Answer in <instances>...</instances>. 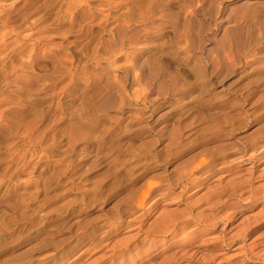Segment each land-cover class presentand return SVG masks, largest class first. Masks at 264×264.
Wrapping results in <instances>:
<instances>
[{"label": "clouds", "instance_id": "obj_1", "mask_svg": "<svg viewBox=\"0 0 264 264\" xmlns=\"http://www.w3.org/2000/svg\"><path fill=\"white\" fill-rule=\"evenodd\" d=\"M256 96L264 100V0H0V264H77L101 233L120 236L129 215L147 225L160 205L141 204L146 178L157 182L154 198L187 197L192 170L177 174L187 157L165 155L177 109L188 120L185 140L222 133L198 143L211 163L197 176L221 164L212 146L227 139L232 163L248 171L220 185L218 203L247 204L264 189V169L252 175L264 165ZM86 164L107 174L103 192L88 184L62 204L68 185L58 175L71 167L83 177ZM93 192L103 209L90 210L101 202ZM98 214L104 218L82 234L80 221ZM205 216L195 235L181 236L180 223L194 216L166 230L129 228L123 250L106 255L113 264H164L179 247L187 249L181 264H198L200 235L221 223L229 229L215 212ZM223 229V251L235 245L244 260L264 264V236L249 245Z\"/></svg>", "mask_w": 264, "mask_h": 264}, {"label": "rangeland", "instance_id": "obj_2", "mask_svg": "<svg viewBox=\"0 0 264 264\" xmlns=\"http://www.w3.org/2000/svg\"><path fill=\"white\" fill-rule=\"evenodd\" d=\"M225 87H227V85ZM246 87L248 88V92L252 93L256 85L249 84L246 85ZM252 99L253 97L250 95V101ZM255 100L259 101L256 103V107L264 112V100H261L259 96H256ZM167 121H169V116H164L161 122L164 123ZM187 122L188 120L182 115V110L177 109L174 118L170 123L166 124L169 141H175V143L169 144V147L165 150V155L169 161H176L182 156L187 157L179 161L177 174L183 175L190 168L195 177L193 183L196 187L187 194V197L180 196L178 200L176 197L161 200L159 198H154L152 195L153 192L156 191L157 182L153 179L146 178L141 193V204H144L148 200L156 199L157 203L160 205L152 220L148 221L146 225L144 220L140 217L129 215L126 220H122L125 227L122 229L120 236L115 239H110L109 236L111 233L107 235L101 233L96 240L91 241L80 249V252L77 253L79 256L77 264H113L114 257L107 256L106 252L123 250L124 245L127 243L126 234L129 232V228H131L133 234L145 230L146 227L151 228L153 225H158L161 229L166 230L168 227L175 224L179 217L194 216L196 220H184L180 223L183 227L181 236L188 234L195 235L201 231L196 227V221L201 220V223L205 222V214L209 212H215L218 217L224 218L229 225V229H231L229 233L230 236L233 234L236 236H246L249 245L259 237L264 236V195H260L261 192H264V189L258 188L249 198V202L243 206L239 201L230 206L218 203V201L222 199L220 185L229 181L231 177L241 176L248 171V168L240 167L232 163V160L235 158L234 154L228 151L229 141L223 139L219 144H214L212 146L216 157L221 160V164L217 166L214 172L209 173L207 176H197V173L211 163L206 156L200 155L198 151H195L198 143L205 139L220 137L222 133L209 130L197 134L194 138L185 140L184 137L186 133L184 128ZM42 136L43 138H47V132L43 133ZM37 140L39 144H43L42 138L38 137ZM143 167L146 168L148 166L145 165ZM85 168L87 171L83 177H81L78 172L73 176L71 174V167L62 170L64 173L63 175H58V182L61 186L63 187L65 184L68 185L67 187H63V197H60L62 204H67L69 201L74 200L79 194V191L86 190L88 184H91L92 187L99 186L100 191L103 192V186L107 183L108 179L107 174L96 175L87 164ZM261 169H264V165L253 168L252 175L258 177ZM39 171L40 169L37 168V172ZM29 175H36V173H29ZM20 179L27 180L28 176L21 175ZM201 181H205V183L201 184ZM81 182L85 185L84 189L79 188ZM74 183L77 185L75 189L73 188ZM92 197H95V200L101 202L99 204H93L90 210L95 211L97 207L101 209L105 207L103 197L95 192L92 193ZM174 200L176 201L175 203L173 202ZM55 211V207L50 209L52 214H55ZM202 212L204 215H200ZM106 215L105 213L104 216ZM103 218V216L98 214L96 216H88L85 220L80 221V224L83 225L82 234L94 228V222H100ZM221 229H223L222 223L219 224L215 230L208 231V234L200 235L199 242L202 251L199 254L198 264H252L251 261H246L241 255L237 254L238 249L235 245L228 251L222 250L220 242L216 239L217 236L221 235ZM229 229H223V231L228 232ZM205 241H207V243ZM128 247L131 248V245H128ZM185 252H187V249L177 247L172 253L167 255L164 264H181V260L178 257L182 256ZM132 259L135 258L133 257ZM137 264H139V262H137Z\"/></svg>", "mask_w": 264, "mask_h": 264}, {"label": "bare ground", "instance_id": "obj_3", "mask_svg": "<svg viewBox=\"0 0 264 264\" xmlns=\"http://www.w3.org/2000/svg\"><path fill=\"white\" fill-rule=\"evenodd\" d=\"M160 199V198H159ZM200 215H204V213L202 212V213H200ZM197 218H198V216H197ZM200 218V217H199ZM206 217H204V219H205ZM196 220V219H195ZM201 221V220H200Z\"/></svg>", "mask_w": 264, "mask_h": 264}]
</instances>
